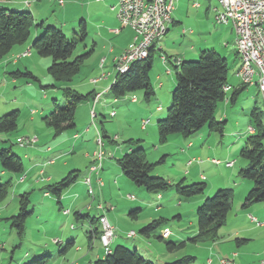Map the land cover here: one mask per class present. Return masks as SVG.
I'll return each mask as SVG.
<instances>
[{"label":"rangeland","instance_id":"1","mask_svg":"<svg viewBox=\"0 0 264 264\" xmlns=\"http://www.w3.org/2000/svg\"><path fill=\"white\" fill-rule=\"evenodd\" d=\"M89 1L90 0H65L64 6L59 5L56 0L48 1L47 5L49 9L47 15L44 17L46 19L43 21H45L46 26H55L60 28L68 37H75L77 34L82 33L83 28L80 23L82 17H78V14L79 12L81 14L82 11L86 12L84 9L86 10ZM114 2V0H102L93 3L90 8L91 17L85 19L90 38L79 42V46L74 55L84 54L93 49V34L98 46L84 61L81 66V71L70 83V85L74 86L78 91L82 89L78 86L80 82L88 83L92 76H97L102 71L100 68L98 69L99 60L101 56H107V54H102L101 52H105L103 49H110V43H106V48H103L102 41L96 34H98L99 28H107L108 25L112 24L114 19H116L117 12L111 10V6ZM194 2H199L201 7H193ZM215 2L216 0H212L213 5ZM175 6L176 9L173 10L172 17L177 22L174 28H172V32L176 31L177 33L175 32V35L178 34L180 39L184 42L182 41V43H180L177 41L172 48L183 49L187 45H190L191 40L198 41L199 46L203 48H206L204 46H206L207 43L205 42L207 40L208 44H219L215 31V27L216 29L219 27V25L215 23L216 20H214L216 14H213L211 10L209 11L208 17L205 15L207 10L204 0H178ZM25 8V10H33V14L39 19L38 16L40 15L35 8L31 10L30 7L25 6ZM41 20L42 19H40L39 22H41ZM63 22H67L66 27H63L65 26ZM118 24L120 26L119 22ZM183 28L186 29L187 32L182 33ZM191 30L194 32L191 33ZM34 32L35 27L32 29L29 40L21 46H24L26 49L30 46V42L38 37L36 36L33 38L32 33ZM39 34L41 35V33ZM132 36L133 38L135 36L133 29L131 30L130 27H126L121 34L113 37L111 44L115 47L116 52H120L122 48L126 46L125 44H128L130 38L132 39ZM172 42L173 41H171V43ZM18 46L20 45H16L15 47ZM29 49L32 51L33 57H29L28 59L23 58L22 61H25L27 65L29 62L28 70L39 80H34L23 75L14 77L12 75V72H14L13 70L21 68L23 72L26 71L21 64L14 65L10 63L4 66V61L0 63V118L14 111H18L16 129L9 132H0V148L11 147L12 151L23 159L25 166V170L21 173L6 170V174H3L2 164L0 162V183L9 180L12 181L9 195L3 200L0 199V212L4 209L0 216V242L3 243V249L0 253L1 264H16L20 258L26 260V252L36 249L39 245L43 246L45 243L49 244V248L53 252V255H57L60 249L55 243H52L54 238L53 229L55 228L59 231L61 229V235L63 234L62 232L65 231L69 233H82L81 239L85 241L86 244L85 253H89L90 250L87 245L88 222L76 220L75 209H70L71 213L66 215L64 210H66V208L69 209L67 204L63 202V205H61L58 198L53 194H51V198H44L43 188L48 184L56 182V180H61L71 171H74L75 169L73 168H77L79 171V181L75 187L81 192L84 191V195L87 197L90 186H87V189L82 183V180L87 168L90 167L89 165L94 159L93 153L99 151L100 148H103L106 153L103 160L104 166L102 165L104 170L101 168V171H103V179H105L107 183V188L104 190L103 198L99 190H97L96 185L93 184L94 193L91 194L89 191L90 197L85 201H87V203H92L94 201L96 203H102L109 208L114 206L116 211H108L111 215L120 214V212H125L127 210L126 216L131 223L129 229H120L117 231L118 234L121 233L123 238L126 239V242L122 245L134 250L138 249L143 257L148 260H153L155 264L173 262L187 255L197 256L199 262L203 261L210 252L208 247L212 245L213 241L193 243L187 240L186 245L183 247L174 248L173 250H169L167 247L168 242H177L176 237L172 236L171 233H181L183 231L186 235L189 234L188 232H190L194 226L198 225L196 205L192 202L195 198L180 196L173 188L161 192L148 191L143 187L137 186L127 178L118 163V159L122 158L125 154V148H130L129 140L134 139L136 141L139 140V147L142 146L145 149L147 159L155 164L151 171L152 176L164 177L173 184L180 182L182 179H184L185 184L206 182L207 187L203 200L206 197L213 196L222 188L218 186L223 182L225 176L228 178L227 181L230 180L227 171L220 174L211 168V166L217 165H210L207 162L202 163L199 162V160L193 162V164H189V160L193 157H199L203 161H206L208 158L225 159L224 154L226 153V147H224L223 144H220L221 146L218 145L219 148L216 153L211 151L209 153L191 154L188 153V151L197 147L189 148L188 146V140H190L192 136L190 138L175 134L172 135L167 142H160L158 121L167 117V110L172 103V93L176 86L174 65L171 63L169 64L172 71V75H170V72L168 73V68L163 64L161 52L157 47L153 55V66L149 72L150 82L154 90V94L149 100L145 96L144 89L129 92L125 96L116 99V102L114 100L115 97L109 94L106 97L110 98L111 101H108L107 105L99 104L97 108L95 107L96 117L94 118L92 114H90L89 107L80 104L75 114L77 130H74L75 127L56 135L54 128L46 123L45 117L49 116L54 110V99H58L61 102L64 101L60 89L63 85L60 82H56L49 74L48 68L52 64V57L40 56L33 48H28L27 51ZM23 53L24 52L15 55L13 59L19 60L20 58H18V56H22ZM10 55L11 54L8 56ZM199 56L200 53L197 57L190 60H197ZM7 57L4 60H6ZM229 58V64L231 66L229 77H233L234 69L231 63L235 55L232 53L229 55ZM4 68L7 74L3 72ZM104 71L112 72V77L116 75L117 69L115 65H113L112 56L108 58V63L105 65ZM53 84H55L57 88L52 86ZM163 84L164 86H162ZM132 96H135L137 101L133 102L131 100ZM223 103L224 100L219 104L217 113L221 112ZM254 104H257L262 110L264 121V97L263 94L261 96L254 91V93H245L239 96L234 104H229V108L236 109L237 113L233 114L234 116H231L230 120L227 121L226 128L235 131L244 129L247 132V128L252 124L251 111L253 110ZM158 106L163 110L158 111ZM148 118L150 122L146 124L147 126L145 125L147 129H143L142 119L147 120ZM237 123H239V125H237ZM87 127H90V132H84ZM74 132L80 133L78 139L73 137ZM248 134L247 132L245 138H241V143H239L240 149L242 140L245 142ZM215 135H217L218 138L220 137L219 134ZM21 136L37 137L38 140L35 143L20 146L17 140ZM236 136H233V139L225 136L224 144L234 140L237 138ZM99 139L102 141V146L100 145ZM210 144L211 146L215 145L217 147L214 138L207 142V146ZM54 145H58L59 148L62 149L59 152L63 153V155L61 158L57 159L58 162L56 165L47 167L46 161L53 156V153L48 152L46 148L48 146L53 147ZM234 146L235 151L238 149L240 153L238 143ZM239 153L235 156L236 161L244 160L247 162ZM65 162H69L71 170L69 168L64 175H61L60 172L66 168L63 165ZM110 163L116 166L113 167ZM222 163V169H225L224 161H222ZM236 165L235 173L239 175L242 167L240 164ZM42 169L46 171V176H60L57 177L59 179H55L51 183L46 181H41L39 183L38 179ZM117 171H121V175L123 176L118 183L116 178L118 175L116 173ZM105 174L109 175L110 179H108ZM41 176L44 177L43 175ZM93 177H95V173H93ZM232 178H235V176ZM241 179L242 178H240V180ZM109 181H111V186L113 188H110ZM126 182L129 183V187L126 186ZM241 189V185L236 188V197L233 196V206L227 216L226 224L220 229V237L223 233L231 232L240 226L241 222H239V215L244 201L243 199V201L239 199L241 196ZM24 192H32L29 209L33 208L35 212L27 218L25 234L20 237L17 229L12 226L9 218L19 212V197ZM129 195H133L134 198L132 199L134 200L147 201V203H145L146 205H141V211L137 210L138 215H140V218L137 220L129 215L131 209H127L129 202L127 196ZM93 197L95 199H93ZM91 213V216L96 215V217H99L100 210L93 209ZM178 213L183 214L181 220L177 217ZM159 218H164V221L150 234V236L141 232V228L145 225L137 223L143 220H156ZM71 224H73L75 231L70 230ZM96 224L101 226L99 220ZM129 230L135 231L138 237L144 239L143 242L140 241L139 243L136 239V235L126 236ZM46 234H49L50 237H47ZM101 243L102 242H99V240H96L94 250H96L97 247L100 248ZM13 253L15 255L14 261L11 260ZM34 258L27 260L24 264H28L29 261L35 260Z\"/></svg>","mask_w":264,"mask_h":264},{"label":"trees","instance_id":"2","mask_svg":"<svg viewBox=\"0 0 264 264\" xmlns=\"http://www.w3.org/2000/svg\"><path fill=\"white\" fill-rule=\"evenodd\" d=\"M81 25L83 27L82 33L70 38L60 28L51 25L45 26L44 22L37 23L35 16L29 10H12L0 7V63L4 61L16 45H22L29 40L33 27L43 29L41 35L39 34L32 41L31 48L40 56L52 57V64L48 68L49 74L56 82L63 85L60 89L64 101L54 99V110L49 116L45 117L46 123L54 128L56 135L76 127L75 114L77 107L89 100L94 93H82L70 85L74 77L81 71L84 61L92 53V50H90L84 54L74 55L79 42L88 38L86 23L82 21ZM155 50V46H152L149 50V56L144 61L133 62L125 73L117 71L114 82L110 87L111 94L115 98L118 99L129 92L144 89L146 98L150 99L154 94V90L150 82L149 72L153 66ZM174 68L176 86L172 93V103L167 110V117L158 121L160 142H167L175 134L191 137L206 127L222 136L226 121L217 120L216 113L219 104L226 99V90L230 88L228 85L230 66L227 59L213 48L205 49L200 53L197 60L181 61L177 65L174 64ZM12 75L14 77L23 75L39 80L29 70L25 72L16 70L12 72ZM52 86L57 88L55 84ZM242 89L237 88L233 92L230 98L232 103L236 102ZM251 118L253 132L247 136L245 144L240 150V156L247 160L248 165L240 170V175L251 180L253 186L248 191L242 203V208H249L255 203L264 202V121L262 110L257 105L251 111ZM17 120L18 111L0 118V132H9L16 129ZM129 142L130 150L118 159V163L125 176L134 184L155 192L173 188L180 196L186 198L204 196L207 187L206 182L185 184L184 179H182L180 182L173 184L164 177L152 176L151 171L155 164L147 159L145 149L138 145L139 140L130 139ZM0 162L3 171L21 173L25 170L23 159L15 154L11 147L0 148ZM78 178L79 171H71L61 180L48 184L43 188V191L53 194L59 200L64 190L76 183ZM11 186L12 181L10 180L0 183L1 200L9 195ZM31 193L24 192L20 195L19 212L9 218L20 237L25 234L27 218L34 213L33 208L29 209ZM233 196L234 190L232 188H220L213 196L206 197L197 208L198 233L188 240L193 243L218 240L220 229L225 224L232 209ZM136 212L137 210L133 211L132 214ZM102 216L104 215L92 217L91 223L98 220L100 222ZM163 221L164 218L152 220L141 228V232L150 236ZM93 233L97 235L98 230L95 229L89 232L91 239H93ZM101 234L102 224L99 236L102 242ZM184 245H186V241L167 243L169 250ZM66 249L67 247L63 251ZM49 258H51L50 254L42 255L28 264H47ZM194 261V256L187 255L165 264H191ZM91 264H155V262L143 257L138 249L134 250L119 244L111 248L110 252L106 251L104 258H99Z\"/></svg>","mask_w":264,"mask_h":264},{"label":"crops","instance_id":"3","mask_svg":"<svg viewBox=\"0 0 264 264\" xmlns=\"http://www.w3.org/2000/svg\"><path fill=\"white\" fill-rule=\"evenodd\" d=\"M48 1L50 2V1H55V0H32L30 5H26L25 0L0 1V7H6L9 9H13V10H25L26 9L25 6L30 7V10L35 8L40 15V16H38L39 17V19H38L33 14L36 18V22L38 23L39 20L42 19L41 22H44V25H45V21H43V20L46 19L44 17L48 13V9H49V6L47 5ZM56 1L58 2L59 5L64 6L65 0H63L64 1L63 4H60L59 0H56ZM99 1H102V0H99ZM99 1L90 0L87 3L86 10L84 9V11H86V12L82 11L81 14L79 12L78 17H80V16L82 17L80 23L82 21H84L86 23L85 19L87 17H91V12H90L91 5L93 3L99 2ZM114 1L115 2H114V4H112L111 10L114 12H117V0H114ZM176 1H178V0H175L174 10L176 9V6H175ZM204 1L206 3L207 12L205 15L207 17L210 13L209 11L212 10L213 14H216V12L218 10H221V8H222L219 0H216L214 5L212 4V0H204ZM193 7L200 8L201 4L199 2H194ZM31 12L33 13V10H31ZM76 19H78V18H76ZM214 20H215V17H214ZM118 22L120 23V26H119ZM176 22L177 21H175V19L172 17V22L168 26V32L166 33V35L154 43L156 50H157V47L159 48V51L161 52L163 64L166 66V68H168V73L170 72V75H172V71L170 69L171 66H169L170 63L172 65H174V64L177 65L181 61L193 59V58L197 57V55L205 49L213 48L218 53H220L222 56H224L227 59L228 63L230 61L229 55L232 53L235 55V58L231 63V65L233 66V69H234V76L229 77L228 85L230 88H228V90H226V99L224 100V103H223L224 105L222 104V110H221V112L216 113L217 120L226 121V125H227V121L230 120V117L234 116L233 114L237 113L236 109H230L229 108L230 103L234 104L231 102L230 98H231L233 92L237 88H243L241 90V93L239 96H241L245 93L246 94L251 93V92L254 93V91L256 93H259L262 96L257 83L249 84V85L243 84L240 77L237 75V71L239 70V68L241 66V59H240L239 54L237 52L235 29L231 23L218 24L215 21V23L219 25V27H217V29L215 27V31H216V35H217V41L219 42V44H216V43L208 44V40H207L205 42L207 44H206V46H204L206 48H203L202 46H199L198 41L191 40L190 45H187L185 48L174 49L172 47L175 46L177 41H179L180 43H182V41H183L182 39H180V36L178 34L175 35L177 33L176 31H173L174 33L172 32V28H174V25L176 24ZM63 23L65 24V26H63V27H66L67 22H63ZM126 27H129V26L123 25L119 21V19L117 18V14H116V19H114L112 24L108 25L107 28H105V27L99 28V30L97 32L98 34H96V36H98V38L102 41L103 48L104 47L106 48V43H110V49H103L105 52H101L102 54L103 53L107 54V56L106 55L101 56L100 60H99L98 69L100 68L102 70L101 73L97 76H92L90 78V80L88 81V83L80 82L78 84V86L80 88H82L80 90L82 93L94 92L89 100H86L85 102L81 103V105L84 104V105L89 107L90 114H91V111L93 110V108L94 109H95V107L97 108V106L99 104L107 105L108 101H111V99L106 97V96L111 94L110 87H111L112 83L114 82L116 75L114 77H112V72H105L104 67L108 63V58L111 56H112V62L114 65L115 58L133 43L134 38L132 36V39L130 38V40L128 41V44H125L126 46L124 48H122V50L120 52H116L115 47L111 44V41H113V37L121 34V32ZM86 28L88 30L87 24H86ZM42 30L43 29L40 27H35V32L32 33L33 38L38 36L39 33L42 32ZM131 30H132V28H131ZM183 32L184 33L187 32L186 29L183 28L182 33ZM190 32L193 33L194 31L191 30ZM89 38H90V34L88 32V38L87 39H89ZM171 41H173V42L171 43ZM31 44H32V42H30V44H29L30 46L28 45L29 46L28 48H31ZM92 45H93L92 46L93 49H91V50L92 51L96 50L95 48L98 46V43L96 41L94 34L92 37ZM231 48H233V49H231ZM27 49L21 45L18 47H14L12 53H10L11 55L8 56L6 60H4V64H5L4 66L9 65L10 63H12L14 65L21 64L22 66H24V68L26 70H28L29 62L27 65V63H25V61H22V60H23V58L28 59L29 57H33L32 51L30 54H27L26 57L18 56V58H20L19 60L13 59V57L15 55H18L19 53L27 51ZM155 51H154V53H155ZM163 57H166V61L163 60ZM103 59H104V63L102 64ZM229 66H230V64H229ZM16 70H21V68H17ZM16 70H13V71H16ZM3 72H5V68H4ZM5 74H7V72H5ZM103 74H106L107 77L101 78ZM94 78H99V80L97 82H93L92 80ZM172 80H173V78H172ZM162 86H164V84ZM170 91H171V89H170ZM98 94H100V96L98 98L97 103L94 104V99ZM116 99L117 98H114L115 102H116ZM131 100L133 102H135V101H137V98L135 96L134 97L132 96ZM255 105H257V104H254V106ZM157 110L160 111L163 109L160 106H158ZM144 120H146V119H142V124H143ZM147 120H149V122H150L149 118ZM226 125H225L223 135L219 137L220 139L217 137V135H215V134H217L216 132H212L206 127V128H203L201 131H199L197 134L193 135L192 138H194V139H192L190 137L191 139L188 140L189 141V143H188L189 148H195V146H197L195 149H192V150L190 149L188 151V153H191V154L203 153V152L209 153L211 151L216 153L217 149L219 148L218 145L221 146L220 144H223V146L226 147V153L224 154L225 159H218V160H220V163H214L213 158H208L206 161H203L199 157H193L192 159L189 160V164L190 163L193 164V162H196L197 160H199V162H202V163L207 162L210 165H212V164L217 165V166H211V168H213V170H216L220 174H222V172H224V171L225 172L227 171V173H228L227 175H228L230 180L227 181L228 178L225 176L223 182L218 187L233 188L234 197H236V188L240 187V185H241L242 189L240 192L241 196L239 199H241V201H243L244 197H246L248 191L252 188L253 182L251 180L243 178L240 175V173H239V175H236V173H235L236 166H237L236 164H240V166L242 168H245L248 165V162H246L244 160L236 161L235 156L238 155L239 151H238V149H236V151H235L234 145L236 143H238V148H239V143H241V138H245V135L247 132L249 134L251 133L250 128L252 127V125L251 124L249 125V127L247 128V130H248L247 132L244 129H238L236 131L235 130H228L226 128ZM237 125H239V123H237ZM142 128L147 129L143 125H142ZM74 130H77V126ZM85 130L86 131H84V132H90L91 129H90V127H87ZM79 134H80L79 132H74L73 137L78 139L80 136ZM225 136L229 137L231 139H233V136H236L237 138H235L234 140L224 144V137ZM212 138H214V141H215V144H217V147L215 145L211 146V144L209 146H207V142L209 140H212ZM244 144H245V142H243V140H242V144L240 147L242 148L244 146ZM224 147H222V148H224ZM46 150L50 153H53V156L51 158H49V160L46 161L47 167L50 165H53V166L56 165L58 162L57 159L61 158V156L63 155V153L59 152L62 149L59 148L58 145H54L53 147L48 146L46 148ZM129 150H130V148L127 147V148H125L124 152L127 153ZM63 151H65V150H63ZM95 152L93 153L94 159H93V161H91V164L89 166H91L93 163H95ZM232 157H234V158H232ZM222 161H224V163H225L224 164L225 169H222V166H221L223 164ZM230 161H233L234 164L232 166H227L226 162H230ZM110 164L113 167L116 166V165H113L112 163H110ZM63 165L66 168H64L62 170V172H60L61 175H64V173H66L67 169L70 168V170H71L69 162H65ZM73 165H75V164H73ZM103 166H102V170H104ZM73 169L77 170V168H73ZM102 172L103 171H101V170L99 172H93V173H95V177H93V173H91V182H92V186H93V184L96 185L97 190H99V192L101 193V195L104 198L103 194H104L105 188H107V183L105 182V179H103ZM2 173L6 174L5 171H2ZM45 173H46V171L43 169L40 171V174L43 175L44 177H42L40 175V177L38 179L39 183L41 181H46V182L51 183L53 180L59 179L57 177H60V176H54V175L46 176ZM116 173L118 174L116 177L117 183H118L123 178V176L121 175V171L120 172L117 171ZM89 175H90V167L87 168L86 173H85L83 180H82V183L86 187L88 185L86 184L85 180ZM234 176H235V178H232ZM106 177L108 179H110L109 175H106ZM240 178H242V179L240 180ZM78 181H79V178L74 185H71L69 188L64 190V192L62 193V196L59 199V202L61 205H63V202H64V204H67L69 209L66 208V210H64V211H68V213H65L66 215H69L71 213L70 209H72V210L75 209L74 210L75 211V219L81 220L83 222H85V221L88 222V226H89L88 229L89 230H88L87 245L89 246V250H90L89 253H85V245L86 244H85V241H82V239H81L82 233H80V232L69 233V232L65 231V232H62L63 234L61 235L60 234L61 229L59 231L57 228H55V229H53L54 238L52 240V243H55L57 245V247L60 249L59 253H57V255H53V252L49 248V244L45 243L43 246L39 245L36 249H33L32 251L26 252L25 256L27 257V259L25 260L23 258H20V260H18V263H16V264H24L27 260L33 259L36 256L40 257V255L42 256V255H46V254H50V256H51V258L48 259L49 262L47 264H91L93 261H95L99 258H104L106 256V249L102 243L100 244L101 245L100 248L97 247L96 250H94L95 241L99 240V242H101L100 238H99L100 232H101V226H98V224H96L97 221L95 223H91V218L96 217V215L91 216V214H92L91 212L93 209L100 210L99 216L105 214L107 216V218L109 219V221L112 223V225L115 227V237L113 238L110 247L114 248L116 245L123 244L126 242V239L123 238L122 234L121 233L118 234L117 231L120 229H124V230L129 229V225L131 223L129 221V218L126 216L127 210L125 212L124 211L120 212V214L111 215L108 213V211H112V212L116 211V208L114 206L109 208L108 206H105L102 203H96L95 201L92 203L91 202L87 203V201H85V200L88 197H90L89 196L90 195L89 190H88V194L86 197L84 195V191L81 192L77 187H75L76 184L78 183ZM99 181H101L102 184H100ZM109 184L111 186V184H112L111 181H109ZM125 184L128 187L130 186L129 183H127V182ZM110 188H113V187L111 186ZM87 189H88V187H87ZM43 196H44V198H48V197L51 198L50 197L51 194L48 192H44ZM129 196H131V195H129ZM129 196H127V199L129 200L127 209L128 210L131 209L129 211V215H131V217H133L137 220L140 218V215H138L137 212L132 214V212L136 211V210L141 211L142 210L141 205H146L145 203H147V201L146 200H144V201L134 200V199L130 198ZM204 197H205V195L203 197L195 198V200L192 201L196 205L195 206L196 209L202 203ZM93 199H95V198L93 197ZM83 201H84V203H83ZM3 210L0 212V216L2 215ZM34 212H35V210H34ZM77 213H79V214H77ZM177 217L181 220L183 218V214L178 213ZM151 220H143L142 222L137 223V224L146 225V223L150 222ZM239 222H241V223H240V226L238 228H236L235 230H233L231 232L223 233L219 240L212 242V245L208 247L210 252L207 254L206 258H204L203 261L199 262L197 256H194L195 261L191 264H219L220 259L223 257L234 258L236 264H260L261 260L264 259V202L263 203H255V204L251 205L249 208H242V206H241V213L239 215ZM71 227H70V230L75 231L73 224H71ZM95 229L98 230V234L96 235L95 233H93L94 236H93V239H91L89 236V232L93 231ZM130 231H133V230H129L127 232L128 234H126V236H129ZM188 233L189 234H186L187 236L184 234L183 231L181 233H173V234L171 233V235L176 237L177 242L187 241L189 238L195 236L198 233L197 225L194 226V228L192 230H190V232H188ZM46 236L50 237L49 234H46ZM186 237H188V238H186ZM136 239L139 243H140V241L143 242V240H144L143 238L138 237V235H136ZM65 247H67V249L65 251H63ZM14 259H15V255L13 253L11 256V260L14 261Z\"/></svg>","mask_w":264,"mask_h":264},{"label":"built area","instance_id":"4","mask_svg":"<svg viewBox=\"0 0 264 264\" xmlns=\"http://www.w3.org/2000/svg\"><path fill=\"white\" fill-rule=\"evenodd\" d=\"M32 0H25L26 5H30ZM63 4V0H59ZM221 4V16L220 23H231L236 32V44H242L246 49V57H255L256 62L259 63V71L249 72L246 60L241 63L238 76H242L243 83L246 85L257 83L260 93H264V43H259L257 34H250L249 21L251 17H258L259 29L258 31H264V14H260V6L264 4V0H254V2H247V0H219ZM175 0H117V18L119 21L133 29L135 36L133 43L119 54L114 61L116 69L127 67L131 63V58L137 57L142 51H149L154 43L163 38L168 32V26L172 22V12L174 10ZM143 7H150V29L148 34H140V27L142 24L138 23V14ZM31 51H25L22 56H27V53ZM21 56V55H19ZM166 61V57H163ZM104 59L102 60V64ZM107 77L103 74L101 78ZM99 78H94L92 81L97 82ZM100 94L94 99V104L97 103ZM92 117H96L95 109L91 111ZM149 122V120L143 121V126ZM250 132H253V128H250ZM100 136V135H99ZM38 140L37 137L22 136L17 143L20 146H26L35 143ZM100 145L102 141L99 139ZM105 151L100 148L95 152V163L90 166V175L86 178L85 182L88 186L92 187L91 173L99 172L103 165L105 158ZM214 163H220V160L213 159ZM233 161L226 162L227 166H232ZM100 184L102 182L100 181ZM134 198L133 195L129 196ZM68 213V211H64ZM104 216H106L104 214ZM108 224V237L106 239L105 249L108 251L111 249L110 245L115 237V227L109 221L106 216ZM129 235H136L135 231H130ZM3 249V243L0 242V253ZM1 264V257H0ZM219 264H236L234 258L226 257L222 258ZM260 264H264V259Z\"/></svg>","mask_w":264,"mask_h":264},{"label":"bare ground","instance_id":"5","mask_svg":"<svg viewBox=\"0 0 264 264\" xmlns=\"http://www.w3.org/2000/svg\"><path fill=\"white\" fill-rule=\"evenodd\" d=\"M247 2H254V0H247ZM260 14H264V4H261L260 6ZM220 16H221V10H218L216 15H215V20L218 24H224L220 23ZM150 7H143L142 10H140L138 14V23L142 24L140 27V34H148V31L150 29ZM259 29V19L258 17H251L249 21V32L250 34H257L258 42L259 43H264V31H258ZM237 46V51L240 55L242 63L245 62L246 60V65L248 66L249 72H256L259 71V63L256 62L255 57H246V49H244V46L242 44H236ZM30 51V49H29ZM31 53V52H30ZM27 53V54H30ZM149 56V51H142L137 57L131 58V63L127 67H123L118 69L117 71L120 73H125L128 71L130 68V65L133 62L136 61H144L147 57ZM243 82L242 76H239ZM263 97H264V93ZM22 138V137H21ZM90 193L93 194V187L90 186ZM100 222L102 224V234H101V239L102 242L105 246L106 244V239L108 237V224L106 220V216H102L100 218ZM129 236H134V235H129ZM110 252V249L107 251Z\"/></svg>","mask_w":264,"mask_h":264}]
</instances>
